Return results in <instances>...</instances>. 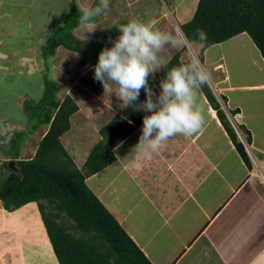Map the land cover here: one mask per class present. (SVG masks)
I'll return each mask as SVG.
<instances>
[{"label": "crops", "instance_id": "0c3cea01", "mask_svg": "<svg viewBox=\"0 0 264 264\" xmlns=\"http://www.w3.org/2000/svg\"><path fill=\"white\" fill-rule=\"evenodd\" d=\"M25 1L0 0V40L3 38L13 45V49L0 48V57L12 53L6 68L9 72L0 74L2 103L6 102L2 88L6 89L10 82L22 80L26 75H35L32 70L40 64L35 59L32 64L28 53L13 44L14 25L9 30L11 34L8 31L9 21L16 22L14 13L17 9L24 10ZM41 43L39 50L45 44ZM193 50L199 52L202 66L210 70L211 79L207 84L227 121L226 111L235 116L239 132L249 135L253 159L264 164V57L246 32L205 48L201 43L194 44ZM64 51L66 54L62 57L68 59L67 52L74 50L60 46L55 55ZM171 57L164 58L165 64ZM187 60L184 53L181 61ZM81 67H84L82 74H90L94 69L90 65ZM40 74L41 71L36 75ZM154 91L158 92L159 88ZM196 92L197 107L203 109L205 118L201 130L191 136L177 134L150 158L134 149L143 118L132 120L129 111L119 108L124 121H131L132 130L121 140L124 141L122 147L112 148L113 161L86 176L85 182L152 264H264V185L251 173L253 162L246 148L248 161L237 150L202 89L198 87ZM71 97L78 105L77 96ZM13 103L18 114L25 113L20 99ZM96 105L95 102L90 111L82 112L86 114L84 121H89ZM78 111L79 105L72 116ZM114 115L90 127L95 138L88 150L84 146L83 131L69 135L73 123L61 135L62 144L78 168H82L98 142L100 127ZM17 117L10 110L0 113V132L5 133L9 127H21ZM28 123L24 129L29 128ZM43 128L47 130V126ZM15 129L9 136L0 133V147L9 143L12 132L21 131V128ZM80 129L83 128L78 127V131ZM30 132L17 140L16 153L6 158L19 160L34 155L36 146H28ZM235 135L240 141L236 132ZM1 220L2 225L12 226V230L11 234L0 237V264H59L36 202L9 210L0 200Z\"/></svg>", "mask_w": 264, "mask_h": 264}, {"label": "trees", "instance_id": "16d2710c", "mask_svg": "<svg viewBox=\"0 0 264 264\" xmlns=\"http://www.w3.org/2000/svg\"><path fill=\"white\" fill-rule=\"evenodd\" d=\"M72 2L62 24L47 37L41 50L42 57L46 60L55 56L57 49L63 46L79 51L81 66H94L98 53L111 47L120 34L119 26L129 19L98 33L103 37V45L96 54L89 55L73 46L77 38L72 30L79 26V7L74 0ZM179 28L197 41L195 44H200L195 35L197 30L205 31L208 39L203 43L204 48L246 32L264 57V0H198L192 17ZM185 50L179 49L165 67L149 79L153 89L155 84L160 86L170 68L187 63L181 61ZM48 85L51 88L45 86L44 97L37 104L27 101L24 105L30 110V117L36 118L37 125L47 126L34 155L19 160L5 157L16 153L14 147L23 136L22 132L12 134L9 143L0 147V157L4 154L5 158L1 169L6 174L0 179V200L4 207L12 210L27 202L37 203L59 264H109L113 258L116 264H152L85 182L86 176L113 161L112 148L129 134L132 124L124 121L120 114L114 115L100 127V139L90 150L82 168H78L60 141L61 135L69 130V117L78 110V105L69 95L59 101L55 97V83ZM200 88L217 110L237 150L248 161L243 144L236 140L235 132L208 84ZM31 111H34L33 115ZM124 111L131 113L132 120L139 118L131 108ZM248 136L246 134V141L250 142Z\"/></svg>", "mask_w": 264, "mask_h": 264}, {"label": "rangeland", "instance_id": "374dc122", "mask_svg": "<svg viewBox=\"0 0 264 264\" xmlns=\"http://www.w3.org/2000/svg\"><path fill=\"white\" fill-rule=\"evenodd\" d=\"M93 1L96 0H76L75 3L78 5V7H80L84 4H92ZM196 1L197 0H110L109 9L106 10L103 15L97 18V21L95 22V26L97 27L95 29H93L91 32H87L91 30L92 26L82 27L79 25L72 30V34L79 39L74 40L73 43L75 44L73 46L76 49L85 51L89 55L96 54L103 45V37L98 35V33L124 19H137L143 22L154 24L161 31L174 32L180 24L186 22L192 17L196 6ZM67 2L68 0H61L60 2L59 0H50L49 2L47 0L45 2H42V0H40V2L38 0H26L24 5H22L24 10L21 11L20 9H17L14 13L16 22L14 20V23L9 21L8 31L13 25L15 27L13 31L15 34V40L13 44L16 46L19 45L23 49V52L26 54L28 53L32 59V64L35 62L33 61L34 59L40 64L39 67L36 65L37 67L32 70L35 72V75H26L22 80H14L13 82H10L6 89L2 88L5 90V95L3 98L6 102H0V113L8 110L13 111V113H16L18 116V122H21L22 126L18 128L15 126L16 129L9 127L5 133H0L2 135L6 134V136H9L13 129H15L14 131H17L20 128V132H24L23 135H26L29 131H31L29 134L28 146L35 145L37 148L39 143L37 140H40L47 130H44L43 126L37 125L36 118L30 117V110L27 108L24 109V114H18L17 109L14 108L13 102L20 99V105H25L27 100L32 104H37L38 101L44 97L43 93L45 86L49 87L50 89L51 87L48 85V83H55L57 90L55 92V97L59 101H62L68 95L77 96L80 111L69 117L70 127L71 123H73L69 135L72 136L76 134V132L83 131L84 136H82L84 137V146L85 149L88 150L92 140L95 138L94 131L90 127L95 126L94 124L97 123L99 125L104 121L106 122V120H108L113 114H121V109L119 111L120 102L118 97H116L114 94L110 95L107 89L104 91L103 84L94 79V69L90 70V74H82L84 67H81L79 64L81 55L79 51L67 52L69 55L68 59H64L66 56L62 57V55L66 54V51H64V53H57V55L49 57L45 60L41 54L42 48L40 50L37 48L40 46V44H42L41 42L46 41L47 37L51 34L54 28L62 24L65 14V11L63 10ZM70 5L71 3L68 5V8ZM23 12L28 13H26V15H22ZM9 34H11L10 31ZM8 42L9 41L3 40V38H1L0 48L5 46L8 49H13V45L9 44ZM61 47L66 49L63 46ZM175 50L176 49L174 48L166 49L161 53L162 59L164 60V58L169 55L173 56L176 52ZM198 53L193 50V47L191 49L185 50L186 57L189 60L193 55L196 54V56H198L197 58L201 62V58ZM4 55L0 57V74L9 72L6 70V68L9 66L12 58V53H9L6 56ZM25 60L27 61V59ZM227 62L230 64L229 59ZM205 70L210 72V70H207L206 67ZM15 71L14 73H16ZM40 71L41 74L36 75ZM18 72H20L19 74H24L21 71ZM76 78H80L79 81L74 80ZM45 81L48 82L47 85ZM72 81L75 84L72 83ZM66 86H68L67 89ZM113 87L115 88V86ZM157 88H159V86L155 84V89ZM23 91H25V93L22 95ZM2 96L3 93L0 91V98ZM95 98H97V100ZM140 99L142 101L145 99L143 90H141ZM95 102L97 104L96 110L93 111V113H90L92 116L88 117L89 121H84L86 114H82V112L90 111L91 106L95 104ZM33 112L34 111H31L32 115ZM142 113L144 112H141L140 114ZM139 116V118H143V115ZM12 118L14 117L11 116V119ZM91 118L94 120H91ZM26 122L30 123V128L24 129L26 127ZM33 125H35L34 128ZM78 127H82L83 129L78 131ZM12 133L14 134L15 132ZM62 138L63 137L61 136V143ZM63 147L65 148L64 145ZM4 159V157H0V179L4 178L6 174L5 170L1 169V163L4 161ZM10 165L13 164L10 163ZM2 221L3 220L0 221V237H2L3 234H9L12 230V226L2 225Z\"/></svg>", "mask_w": 264, "mask_h": 264}, {"label": "clouds", "instance_id": "9594fccd", "mask_svg": "<svg viewBox=\"0 0 264 264\" xmlns=\"http://www.w3.org/2000/svg\"><path fill=\"white\" fill-rule=\"evenodd\" d=\"M68 0L63 11L68 12ZM110 0L97 4H84L78 9V23L92 26L98 17L109 9ZM119 36L98 53L94 65V79L101 82L110 95L119 99L121 109L147 113L143 116L141 134L134 149L150 158L166 141L177 134L191 136L204 124L203 109L197 107L196 89L211 79L200 60L193 55L187 63L170 68L164 75L159 92H155L149 77L165 67L161 53L166 49H191L197 42L177 27L174 32L161 31L154 24L137 19L119 26ZM198 42L208 37L202 29L197 30ZM115 86V88L113 87ZM141 90L145 99L140 100ZM126 118V117H125ZM131 122V121H129ZM124 144L116 145L119 149ZM109 264H116L115 258Z\"/></svg>", "mask_w": 264, "mask_h": 264}, {"label": "built area", "instance_id": "2783aa9c", "mask_svg": "<svg viewBox=\"0 0 264 264\" xmlns=\"http://www.w3.org/2000/svg\"><path fill=\"white\" fill-rule=\"evenodd\" d=\"M222 106L224 107V104H222ZM225 111H226V109H225ZM226 116H227L229 123L231 124L232 128L237 133L240 141L243 143L244 147L246 148V151L249 154L251 161L253 162V169H252L251 173L254 174L256 176V178L258 177V179L264 185V164L259 163L258 161L253 159L251 150L249 148L250 142L246 141V135H244L242 132H239V127H238V123H237L235 116L230 114L227 111H226Z\"/></svg>", "mask_w": 264, "mask_h": 264}, {"label": "bare ground", "instance_id": "6f19581e", "mask_svg": "<svg viewBox=\"0 0 264 264\" xmlns=\"http://www.w3.org/2000/svg\"><path fill=\"white\" fill-rule=\"evenodd\" d=\"M1 157H3V156H1ZM5 160V159H4ZM7 160H9L8 158H7ZM3 163V162H2ZM1 163V164H2ZM28 203V202H27ZM26 204V203H25ZM40 211V210H39ZM45 226V225H44ZM47 232V231H46ZM49 238V237H48ZM50 240V239H49ZM51 243V242H50ZM52 246V245H51ZM52 249H53V247H52ZM54 251V250H53ZM55 253V252H54ZM56 255V254H55ZM57 257V256H56Z\"/></svg>", "mask_w": 264, "mask_h": 264}]
</instances>
